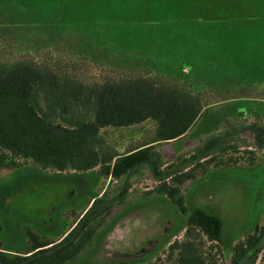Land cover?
Segmentation results:
<instances>
[{
  "label": "rangeland",
  "instance_id": "rangeland-1",
  "mask_svg": "<svg viewBox=\"0 0 264 264\" xmlns=\"http://www.w3.org/2000/svg\"><path fill=\"white\" fill-rule=\"evenodd\" d=\"M57 1L60 10L65 11L64 6H68L74 14L71 20H104L95 24L85 22L84 29L95 39L117 40L119 49L149 41L147 45L154 48L155 57L164 58L165 75L176 73L182 61L192 65L189 72L182 71L183 75L194 92L211 105L182 138L157 144L154 150L161 155L162 163L170 166L194 155L212 135L221 136L224 145L238 147L235 153L215 149L212 153L215 160L207 164V170L201 172L198 168L194 172L195 180L181 187L188 212L201 208L221 219L222 244L216 247L203 238L202 249L204 255H212L216 264H229L232 247L251 234L255 226H264V149L255 146L253 130L245 128L239 134H232L243 126L264 129V79L254 82L264 78V71L263 75L251 78L254 84L241 85L214 79L203 68L205 61L211 60L220 64L231 62L249 70L264 69V0H0L1 59L28 57L57 70L67 69L83 81L94 82L123 73L129 75L131 69L104 68L100 64L101 54L94 63L88 57L79 59L72 51L47 48L36 42L41 35L38 25L47 21ZM249 86L251 89L242 98H235L240 89ZM217 93L228 94L229 99L215 104L219 99ZM101 135L105 142L122 151L127 146L151 140L154 127L151 122H145L124 130L106 129ZM229 158L236 159V164H230ZM219 162L222 166H214ZM191 164L187 163L183 169ZM97 171L54 174L30 167L1 170L0 242L20 249L25 229L57 239L90 206L93 196L101 195L104 189L110 196H116L127 187L123 207L115 209L106 219L94 247L72 264H114L120 259L142 263L165 260L168 245L184 239L185 217L164 196L154 192L158 182L149 166L143 165L118 181L102 178ZM256 264H264V253Z\"/></svg>",
  "mask_w": 264,
  "mask_h": 264
},
{
  "label": "trees",
  "instance_id": "trees-1",
  "mask_svg": "<svg viewBox=\"0 0 264 264\" xmlns=\"http://www.w3.org/2000/svg\"><path fill=\"white\" fill-rule=\"evenodd\" d=\"M57 4L47 21L38 25L37 31L41 35L36 42H42L47 48L72 51L79 59L87 60L88 57L94 63L95 57L97 59L101 54L103 61L100 64L104 68L126 67L131 73L86 82L71 75L67 69L57 70V67L36 63L28 57L0 58V171L30 167L41 173L62 174L98 169L102 178L118 181L148 165L158 182L154 192L164 196L177 213L185 217L184 239L168 245L165 260L142 263L120 259L114 264H216L210 253L203 254V238L216 247L222 244V221L201 208L188 212L181 187L185 182L195 180L194 172L198 168L201 172L207 170V164L215 160L212 154L215 149L235 153L238 147L224 145L221 136L212 135L194 155L170 166L162 163L161 155L154 150L157 144L182 138L211 105L200 93L194 92L183 75L182 71L189 72L192 65L182 61L177 65L176 73L172 71L165 75L164 58L155 57L154 48L147 45L149 41L119 49L117 40L95 39L84 29L87 28L85 22L95 24L104 20H71L74 14L68 6L62 11L58 1ZM203 71L221 82L227 79L231 84L242 85L253 83L251 78L263 75L264 69L249 70L231 62L220 64L207 60ZM261 79L263 76L254 82ZM251 87L240 89L235 98H242ZM217 94L219 99L213 102L215 104L229 99L228 94ZM145 122H151L154 127L152 139L127 146L122 151L105 142L101 135L106 129L124 130ZM245 128L253 130L255 146L264 149L263 127L243 126L232 134H239L247 130ZM229 159L230 164H236V159ZM189 162L193 165L183 169ZM215 165L222 166L220 162ZM127 190L123 187L116 196H110L104 189L99 197L93 196L88 203L90 206L78 214L57 239L25 229L20 249L0 242V264L77 262L85 251L94 247L106 219L115 209L123 207ZM263 253L264 226H255L251 234L232 247L229 264H256Z\"/></svg>",
  "mask_w": 264,
  "mask_h": 264
}]
</instances>
